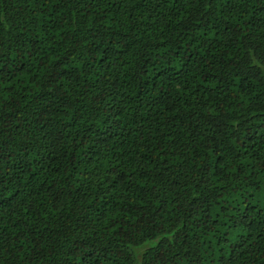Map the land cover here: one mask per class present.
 I'll list each match as a JSON object with an SVG mask.
<instances>
[{"label": "trees", "instance_id": "trees-1", "mask_svg": "<svg viewBox=\"0 0 264 264\" xmlns=\"http://www.w3.org/2000/svg\"><path fill=\"white\" fill-rule=\"evenodd\" d=\"M0 264H264V0H0Z\"/></svg>", "mask_w": 264, "mask_h": 264}]
</instances>
